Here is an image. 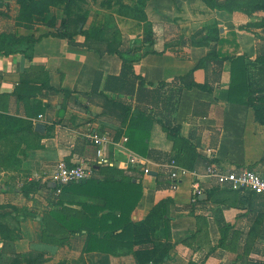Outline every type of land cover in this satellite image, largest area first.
<instances>
[{
    "label": "crops",
    "instance_id": "0c3cea01",
    "mask_svg": "<svg viewBox=\"0 0 264 264\" xmlns=\"http://www.w3.org/2000/svg\"><path fill=\"white\" fill-rule=\"evenodd\" d=\"M66 22L59 21L57 27ZM125 22L129 43L113 46L110 39L45 28L18 37L54 34L35 44L15 46L13 55L0 56V110L8 105L26 120L34 143L24 146L19 171L0 170V258L7 249L6 224L13 221L17 235L9 252L15 256L33 253L93 262L87 264H140L139 253L157 250L158 261L149 264H264L255 261L257 252L245 257L236 247L239 240L264 239L260 226L264 196L222 188L205 175L211 164L264 170V126L256 121L252 107L228 100L229 60L219 69L213 63L203 67L206 52L198 58L190 55L192 40L175 33L178 43L176 35H169L172 26H167L165 36L146 42L141 25ZM87 39L93 47L84 46ZM107 46L112 53L105 51ZM124 59L132 61L134 73L149 87L188 74L192 87L180 91L170 115H156L134 93L105 88L108 76L120 74ZM139 113L145 115V124H135L149 134L145 156L127 147L125 134L132 116ZM164 117H169L174 132L163 127ZM37 123L44 129L36 138L31 133ZM89 133L106 138L101 149L107 163L99 162L96 146L86 137ZM60 161L87 168V180L139 185L141 195L130 219L150 229V240L135 244L129 239L109 253L88 251L87 241L94 233L83 221L95 211L93 207L97 216L110 210L100 189L75 191L71 183L55 185L50 176ZM172 162L187 172L174 184ZM194 186L202 191L195 201ZM217 241H227L229 247H216Z\"/></svg>",
    "mask_w": 264,
    "mask_h": 264
},
{
    "label": "rangeland",
    "instance_id": "374dc122",
    "mask_svg": "<svg viewBox=\"0 0 264 264\" xmlns=\"http://www.w3.org/2000/svg\"><path fill=\"white\" fill-rule=\"evenodd\" d=\"M64 19L67 22L63 27H57L59 21ZM125 21L141 25L146 42L159 35L165 36L167 26H172L169 35H187L192 40V48L188 47L187 50L196 58L200 53L209 55L214 51L226 56L243 53L248 57L264 52V0H0V35L4 34L9 40L22 34L54 28L58 29L59 34L65 30L72 35L80 32L85 38L110 39L115 46L130 41L125 36L128 28ZM174 39L180 42L177 35ZM257 95L261 93L252 94V97ZM259 106L264 108V103ZM11 110L13 112L8 105L0 110V170L10 172L20 170L19 156L24 154V146L34 145L30 141L31 135L27 134L26 120L14 109ZM6 225L7 249L0 258V264L92 262L83 257L53 259L33 253L15 256L9 251L10 243L17 235V223L11 221ZM260 226L264 237V218ZM236 242V247L244 251V256L257 252L255 261L257 259L264 263V239ZM216 243V247L221 249L225 244L228 247L230 244L227 241Z\"/></svg>",
    "mask_w": 264,
    "mask_h": 264
},
{
    "label": "trees",
    "instance_id": "16d2710c",
    "mask_svg": "<svg viewBox=\"0 0 264 264\" xmlns=\"http://www.w3.org/2000/svg\"><path fill=\"white\" fill-rule=\"evenodd\" d=\"M54 34L50 31L45 32L37 37L21 36L14 39H7L0 35V56L7 57L16 53L14 47L26 44H35L43 37ZM72 43V41L69 40ZM99 43L97 40L93 41ZM91 41L87 39L84 46H91ZM109 43V41H108ZM108 45V44H106ZM96 51L101 53L98 47H94ZM107 53H112V49L107 46ZM210 57V58H209ZM225 60L230 62V84L228 92V100L233 103L249 105L252 107L256 121L264 126V108L260 107V103H264V52L254 57H248L245 54H234L230 56L222 53L213 52L208 55L202 64L203 67L211 65L221 68ZM132 61L123 60L120 74L118 76H108L105 88L118 93L135 94L140 102L148 103L157 112L156 115H170L177 103V97L181 90L192 87L191 74L185 75L173 80L167 84H156L155 86H147L141 77L134 73L131 65ZM190 84V85H189ZM259 94L252 97V94ZM161 109V110H160ZM121 110V109H120ZM160 110V111H159ZM147 116V115H146ZM163 127L167 132H174L171 128V120L164 117ZM167 118V119H166ZM135 122L145 124V115L139 113L132 116V122L126 129L127 147L140 156H145L147 152L146 140L148 132L143 127L136 126ZM141 126V125H140ZM30 130L31 127H30ZM36 138L39 136L37 132L32 133ZM75 191H81L85 188L94 187L100 189L105 194V205L110 212L102 216H97V208L86 221H83L94 234L90 235L87 241V250L102 252H113L118 246L127 244V240H134L135 244H140L150 240V229L143 225H136L131 221L130 215L136 206L140 195L141 188L139 185L129 182L120 181H103L95 182L93 180H85L78 183H71ZM70 185V184H69ZM102 189V190H101ZM115 212H119L116 214ZM111 220V223H109ZM96 233H101L99 238ZM157 250L152 252H144L138 254L140 264L156 263Z\"/></svg>",
    "mask_w": 264,
    "mask_h": 264
},
{
    "label": "built area",
    "instance_id": "2783aa9c",
    "mask_svg": "<svg viewBox=\"0 0 264 264\" xmlns=\"http://www.w3.org/2000/svg\"><path fill=\"white\" fill-rule=\"evenodd\" d=\"M87 139L96 146V155L100 163H107V159L101 149L102 145L106 143V138L96 133H89L86 135ZM126 139H124L125 141ZM135 162L134 159L131 160ZM170 179L172 183H176L181 176L187 174L182 169H177L172 162L170 166ZM143 172L148 174V170ZM205 175L211 179L216 185L231 190V191H246L255 196H264V170L258 171L247 167L239 168H223L214 164L207 166ZM89 178V170L81 165H68L64 161L57 162L53 166L51 173V181L58 187L70 183H78ZM60 190L58 189V192ZM202 194L198 186L193 187L192 200L195 201Z\"/></svg>",
    "mask_w": 264,
    "mask_h": 264
},
{
    "label": "water",
    "instance_id": "95a60500",
    "mask_svg": "<svg viewBox=\"0 0 264 264\" xmlns=\"http://www.w3.org/2000/svg\"><path fill=\"white\" fill-rule=\"evenodd\" d=\"M44 129V125L42 123H37L35 125V132H42ZM149 174H152V175H155V173H149Z\"/></svg>",
    "mask_w": 264,
    "mask_h": 264
}]
</instances>
